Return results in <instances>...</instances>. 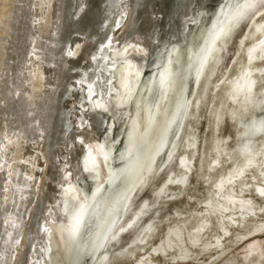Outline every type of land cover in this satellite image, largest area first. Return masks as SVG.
<instances>
[{
    "label": "bare ground",
    "instance_id": "6f19581e",
    "mask_svg": "<svg viewBox=\"0 0 264 264\" xmlns=\"http://www.w3.org/2000/svg\"><path fill=\"white\" fill-rule=\"evenodd\" d=\"M238 1L2 0L0 264H62L59 243L64 264L107 259L132 195L177 154L207 68L264 4L244 0L238 7ZM39 12L49 26L40 24ZM114 40L127 64L121 89L108 81L106 68ZM37 61L42 79L31 89L29 69ZM248 76L241 75L235 93L246 85V97L251 94L256 78L248 82ZM129 98L113 154L104 140L114 105ZM248 124L242 125L239 158L247 154L250 132L263 127ZM16 138L13 154L7 145ZM81 168L101 178L86 199L74 184ZM69 197L76 203L71 209Z\"/></svg>",
    "mask_w": 264,
    "mask_h": 264
},
{
    "label": "rangeland",
    "instance_id": "374dc122",
    "mask_svg": "<svg viewBox=\"0 0 264 264\" xmlns=\"http://www.w3.org/2000/svg\"><path fill=\"white\" fill-rule=\"evenodd\" d=\"M242 1L237 2L238 7ZM1 8L2 12L7 11L4 6ZM38 19L43 26H49L41 12ZM210 19L207 16L203 24L207 25ZM119 30L114 34L116 39L122 35ZM116 42L109 48L106 68L112 71L108 81L121 89L127 64ZM263 49L264 4L235 30L207 68L184 125L177 154L153 182L137 188L117 226L121 236L110 244L112 250L107 259L96 264H264V154L261 155L264 133L255 139V147L263 151L258 152L253 162L246 163L237 154L242 139L246 138L241 134L242 124L253 118L256 104L264 107ZM40 67L37 61L29 69L31 89L35 84L40 85ZM244 72L249 74L248 82L254 76L260 78L251 102L245 94L246 85L239 94L234 90ZM131 100L114 105L104 138L107 148L113 145V154L121 146L118 131ZM107 113L98 112V117ZM14 140L7 145L13 154L15 142L18 143L17 138ZM83 172L81 168L74 177V184L81 191L79 199H86L97 177L101 179L99 171ZM67 200L70 209L76 206L74 199ZM60 201L61 197L56 201L55 212ZM119 215L120 210L116 217ZM143 230H147L146 234H139Z\"/></svg>",
    "mask_w": 264,
    "mask_h": 264
},
{
    "label": "flooded vegetation",
    "instance_id": "af4514ba",
    "mask_svg": "<svg viewBox=\"0 0 264 264\" xmlns=\"http://www.w3.org/2000/svg\"><path fill=\"white\" fill-rule=\"evenodd\" d=\"M256 78V76H255ZM255 84H254V87L255 85L257 84V81L260 80V78H256L255 79ZM254 87L252 89V91L250 92L251 94L248 95L249 97V101L252 100V94L254 92ZM247 97V98H248ZM251 102V101H250ZM257 105V106H256ZM255 106L256 107H253L255 110H254V115H253V118H251L250 120H247L246 122L244 121V123L242 125H245L247 123H249L248 125H250L251 123V127H253L254 125H259V127H261L263 125L262 128H259L256 132H254L252 130V132H250V134L252 135L251 137V140H250V134H249V137L247 139V141L243 144V149L245 151H247V154L243 156L244 160L247 159V163H251L255 160L256 156H258V152L260 151H263L262 148H256L255 146V139L262 133H264V119H262L264 117V107H260V104H256ZM261 116V118H260ZM259 118V119H258ZM254 140V141H253ZM251 141V145H250V154L248 153V146H249V143ZM264 147V143L262 145ZM252 150V152H251ZM264 152V151H263ZM264 153H261V155H263ZM59 246H60V255H61V261H62V264H64V260H63V256H62V248H61V245L59 243Z\"/></svg>",
    "mask_w": 264,
    "mask_h": 264
},
{
    "label": "snow or ice",
    "instance_id": "6c2138e0",
    "mask_svg": "<svg viewBox=\"0 0 264 264\" xmlns=\"http://www.w3.org/2000/svg\"><path fill=\"white\" fill-rule=\"evenodd\" d=\"M251 2H254V0H251Z\"/></svg>",
    "mask_w": 264,
    "mask_h": 264
}]
</instances>
